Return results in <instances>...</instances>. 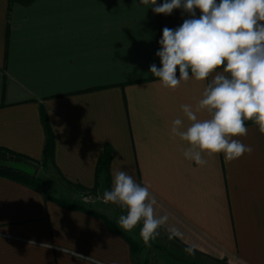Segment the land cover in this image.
<instances>
[{
	"label": "crops",
	"instance_id": "1",
	"mask_svg": "<svg viewBox=\"0 0 264 264\" xmlns=\"http://www.w3.org/2000/svg\"><path fill=\"white\" fill-rule=\"evenodd\" d=\"M152 7L141 0H36L29 7L0 0V149L55 172L65 188L57 198L46 195L43 178L36 190L0 178V264H88L73 250L103 264H158L102 202L85 211L53 201L83 203L67 184L93 191L106 147L111 187L115 169L149 186L155 216L168 217L159 231L173 248L193 246L203 264H264V134L246 125L240 139L254 151L233 161L223 153L205 154L204 166L184 158L187 145L172 137V121L183 117L181 105L202 98L211 74L170 89L150 73V65L161 66L162 30L188 18L181 9L164 15ZM43 116L55 143L47 169ZM173 227L182 239L167 238Z\"/></svg>",
	"mask_w": 264,
	"mask_h": 264
},
{
	"label": "clouds",
	"instance_id": "2",
	"mask_svg": "<svg viewBox=\"0 0 264 264\" xmlns=\"http://www.w3.org/2000/svg\"><path fill=\"white\" fill-rule=\"evenodd\" d=\"M141 4L154 6L156 14L171 15L181 9L188 16L180 26L162 30L155 53L161 66L152 64L149 69L161 85L175 89L190 79L205 81L211 74L202 98L194 106L181 105L183 117L172 121V137L187 145L184 158L204 166L205 154L223 153L226 161L251 154L253 147L240 138L248 133L245 121L253 122L264 134V0H164L160 5L157 0H141ZM201 113L207 116L201 118ZM149 195V186L115 169L111 190L102 199L120 206L124 214L119 216V227L131 233L139 225V236L150 247L168 217L155 216V201H149ZM83 200L87 203L88 197ZM167 238L182 239L183 233L173 227ZM184 251L195 255L193 246ZM71 255L88 264H103L75 250Z\"/></svg>",
	"mask_w": 264,
	"mask_h": 264
},
{
	"label": "trees",
	"instance_id": "3",
	"mask_svg": "<svg viewBox=\"0 0 264 264\" xmlns=\"http://www.w3.org/2000/svg\"><path fill=\"white\" fill-rule=\"evenodd\" d=\"M12 4H18L24 7L31 6L36 0H9ZM43 122L46 128V143L43 151L42 166L47 169L53 161V155L55 150V143L51 129L49 128L46 117L43 116ZM253 122L245 121L246 125H250ZM112 149L111 147H106L97 169V184L93 191L87 192L82 189L80 186H73L67 184L69 188H75L76 190L83 193V197H96L97 194H101L107 190H111V179H110V163L112 160ZM34 167L31 160L20 154H16L9 150L0 149V178L9 179L17 183L26 185L32 189H39L44 185L43 179L38 178L30 171V168ZM60 206L67 209H81L87 210L91 205L84 203H77L68 200H53ZM88 207V208H87ZM107 227L113 231L118 232L114 229V226L111 222L105 221ZM131 248H136L135 244L130 243Z\"/></svg>",
	"mask_w": 264,
	"mask_h": 264
},
{
	"label": "rangeland",
	"instance_id": "4",
	"mask_svg": "<svg viewBox=\"0 0 264 264\" xmlns=\"http://www.w3.org/2000/svg\"><path fill=\"white\" fill-rule=\"evenodd\" d=\"M30 171L34 174L35 176L40 178H43L46 182L45 187L43 188L44 192L46 193L47 196H53V197H58V189H65L64 185L61 183L60 178L57 176L55 172H43L40 170L38 167L34 166L30 168ZM39 178V177H38ZM96 197L98 198L96 203L102 202L103 195L97 194ZM106 206L110 207V211L106 214V216L115 224L117 228L121 232H123L127 237H129L132 241L138 243L140 246H144L145 250H150V256L151 258L157 259L158 264H190V263H195V264H203L205 263L204 260L197 256V255H188L184 250L182 249H175L171 246V243L164 237V235L160 232V236L155 240L151 242V246H146L143 242L141 237L139 236V231H140V226L138 225L136 229L129 233L125 232L123 229H121L118 225V219L119 216L124 214V210L115 204H112L111 202L109 203H103ZM169 257H173V259L178 260V263L173 262Z\"/></svg>",
	"mask_w": 264,
	"mask_h": 264
},
{
	"label": "built area",
	"instance_id": "5",
	"mask_svg": "<svg viewBox=\"0 0 264 264\" xmlns=\"http://www.w3.org/2000/svg\"><path fill=\"white\" fill-rule=\"evenodd\" d=\"M97 199H98V198H97V197H94V196H93V197H89V198H88V202H87V203H84V200H83V203H84V204H87V205H93V204H96ZM102 202H103V201H102ZM103 203H104V202H103Z\"/></svg>",
	"mask_w": 264,
	"mask_h": 264
}]
</instances>
